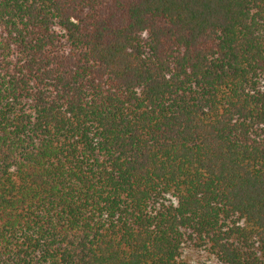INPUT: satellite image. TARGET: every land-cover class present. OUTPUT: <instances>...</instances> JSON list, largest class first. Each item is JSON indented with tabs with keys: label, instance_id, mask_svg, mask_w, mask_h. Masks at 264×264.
<instances>
[{
	"label": "trees",
	"instance_id": "obj_1",
	"mask_svg": "<svg viewBox=\"0 0 264 264\" xmlns=\"http://www.w3.org/2000/svg\"><path fill=\"white\" fill-rule=\"evenodd\" d=\"M264 264V0H0V264Z\"/></svg>",
	"mask_w": 264,
	"mask_h": 264
},
{
	"label": "rangeland",
	"instance_id": "obj_2",
	"mask_svg": "<svg viewBox=\"0 0 264 264\" xmlns=\"http://www.w3.org/2000/svg\"><path fill=\"white\" fill-rule=\"evenodd\" d=\"M196 264H210L208 261H201V262H199V263H196Z\"/></svg>",
	"mask_w": 264,
	"mask_h": 264
}]
</instances>
